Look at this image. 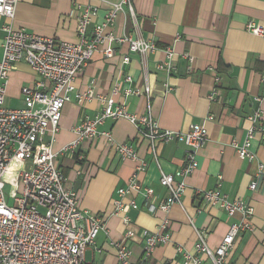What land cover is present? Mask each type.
<instances>
[{
    "label": "crops",
    "instance_id": "crops-1",
    "mask_svg": "<svg viewBox=\"0 0 264 264\" xmlns=\"http://www.w3.org/2000/svg\"><path fill=\"white\" fill-rule=\"evenodd\" d=\"M121 1L20 0L13 19L0 16V60L5 27L73 43L78 40L80 11L94 9L89 27L92 33L112 6ZM132 5L134 16L125 7L105 35L140 37L156 43L160 50L143 58L131 53L127 44H99L77 78L76 92L64 108L53 143L57 163L67 178L66 188L77 194L82 210L104 222L105 229L98 234L95 246L85 253L86 264H119L115 244L128 231L135 236L125 245L132 250L135 262H143V232H156L166 218L160 212L150 214L139 192H128L123 197L125 203L135 201L140 207L127 212L129 224L115 214L118 191L133 177L136 164L123 160L116 144L107 138L85 139L73 152L63 151L77 140L76 127L86 117L93 119L101 114L110 99L137 116L148 114L150 108L163 130L187 131L193 125H202L208 131V142L198 153L199 167L186 179L181 204L167 214L171 239L159 245L146 264H190L179 251L196 252L197 236L189 219L206 232L211 247L221 244L231 224L239 222L241 216L229 218L219 206L206 203L199 196L202 191L217 189L219 179L224 195L230 200L242 199L254 209L253 230L237 237L229 264H264V187L256 192L249 189L256 180L258 165L264 164V142L259 138L253 141L256 159L251 162L241 160L233 148L235 141H244L251 127L248 117L255 110H261L264 122V37L246 30L250 22L264 28V0H133ZM167 48L173 50L171 60L164 52ZM106 49H113V55H105ZM125 57L130 58L128 64L123 63ZM163 64L171 65L170 73L157 70V65ZM127 77L131 82L126 81ZM41 81L27 64L18 63L8 77L7 104L17 100L23 108L22 88ZM147 84L150 97L126 95L127 90L143 91ZM90 89L91 98L77 100L76 94ZM97 132H111L115 143L128 144L147 162L139 174V183L154 190L150 202L159 205L168 195L160 185L161 175L175 174L186 165L187 147L177 142L159 145L156 163L149 141L128 120L107 119Z\"/></svg>",
    "mask_w": 264,
    "mask_h": 264
},
{
    "label": "built area",
    "instance_id": "built-area-1",
    "mask_svg": "<svg viewBox=\"0 0 264 264\" xmlns=\"http://www.w3.org/2000/svg\"><path fill=\"white\" fill-rule=\"evenodd\" d=\"M19 1L0 0V16L13 19ZM132 3L133 0H122L114 4L92 33H89V27L95 15L94 9L88 7L80 11L78 40L73 43L40 37L25 29L4 28L0 60V264H86L87 249L95 246L98 234L105 229L103 219L82 210L77 194L66 188L67 178L57 163L53 143L60 131L64 108L76 92L77 78L98 51L99 44L108 41L127 44L131 53L143 58L160 50L156 43L140 37L105 35L125 7L134 16ZM246 30L254 36L264 37V28L255 23H248ZM164 52L169 60L174 57L172 49L167 48ZM104 54L113 55V49H106ZM129 62V57L123 59L124 64ZM18 63L27 64L42 81L32 87H23L24 107L11 109L6 97L8 77ZM171 68L170 64L157 65L158 71L167 73ZM131 80L126 78L127 82ZM261 81L264 83V73L261 74ZM117 91L118 87L114 89V94ZM150 92L147 84L143 91L127 90L126 95L145 94L150 97ZM92 96L91 89L85 94H76L78 101ZM107 119H126L134 124L139 134L149 141L156 163L159 161V145L177 142L187 147L186 165L175 174L161 175L160 185L168 191V195L159 205L150 202L154 190L139 183V174L145 170L147 162L128 144L115 143L111 132H97V127ZM212 119L209 117V120ZM248 120L251 127L244 141H235L233 148L241 160L251 162L256 159L252 151L253 141L259 138L264 142L261 110H255ZM75 130L78 138L66 146L64 152H73L82 140L100 136L116 144V151L123 160L136 164L135 174L127 186L118 191L119 198L114 201L116 215L122 216L129 224L127 212L139 210L135 201L124 202L123 197L128 192L142 193L150 214L160 212L166 215L156 232H143V262H135L132 250L125 245L127 240L134 238L133 231H128L125 238L115 244L119 264H146L155 249L171 239L167 214L173 206L181 204L187 189L186 179L199 167L197 157L208 142L207 129L202 125H193L187 131L163 130L150 113V108L148 114L137 116L130 114L125 105H115L110 99L101 114L93 119L86 117ZM7 186L11 188V201L15 205L10 206L5 196ZM221 186L222 179H219L217 189L202 191L199 196L206 203L219 206L229 218L240 215L241 220L231 224L218 247H211L206 232L189 219L197 236L196 252L179 251L190 264H229L237 237L241 232L253 230L251 217L254 209L242 199L230 200L221 192ZM260 187H264L263 163L258 165L256 180L249 189L256 192Z\"/></svg>",
    "mask_w": 264,
    "mask_h": 264
},
{
    "label": "rangeland",
    "instance_id": "rangeland-1",
    "mask_svg": "<svg viewBox=\"0 0 264 264\" xmlns=\"http://www.w3.org/2000/svg\"><path fill=\"white\" fill-rule=\"evenodd\" d=\"M7 105H8L10 108L17 109V108H20V106H21V102L15 100V101H13V102H9V104H7ZM4 192H5V196H6L7 200H8L9 205H10V206L15 205V204L12 203V201H11V200H13V199L11 198V188H10L9 186H7V187L5 188V191H4Z\"/></svg>",
    "mask_w": 264,
    "mask_h": 264
}]
</instances>
